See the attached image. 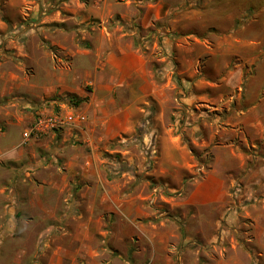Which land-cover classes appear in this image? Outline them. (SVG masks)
<instances>
[{"label": "rangeland", "instance_id": "obj_1", "mask_svg": "<svg viewBox=\"0 0 264 264\" xmlns=\"http://www.w3.org/2000/svg\"><path fill=\"white\" fill-rule=\"evenodd\" d=\"M262 11L264 0H0L4 115L23 111L37 119L29 107L37 105L39 113L76 111L90 120L133 103L143 109L131 135L99 146L119 208L100 203L94 213L84 210L69 221L68 233L52 235L55 246L46 252L40 229L34 240L0 234V264H264V179L245 177L251 165L232 159L227 194L215 182L195 194L213 168L211 146L185 147L174 154L178 161L160 152L161 134L176 125L177 113L195 108L191 92H207L210 101L221 92L225 65L236 60L225 50L238 49L236 38L261 26L235 35ZM178 123L189 126L187 117ZM182 136L187 140V131ZM135 206L141 212L129 216ZM83 230L89 236L73 242ZM57 246L66 251L55 256Z\"/></svg>", "mask_w": 264, "mask_h": 264}, {"label": "crops", "instance_id": "obj_2", "mask_svg": "<svg viewBox=\"0 0 264 264\" xmlns=\"http://www.w3.org/2000/svg\"><path fill=\"white\" fill-rule=\"evenodd\" d=\"M254 24L261 26L252 27L251 36L236 38L238 49L225 50L236 60L226 63L229 74L221 79L222 89L215 100L210 101L207 92H191L188 100L195 102V108L190 106L186 113L178 112L176 125L161 134V155L171 161H178L174 154L185 147L191 151L194 146L205 152L211 146L213 168L205 171L193 193L208 191L215 182L218 190L227 194L224 176L233 160L241 161L242 168L251 165L245 177L252 172L253 177L257 175L256 182L264 179V11L246 20L235 35ZM124 80L107 84L108 89L115 90ZM193 85L201 88L202 84ZM142 89L140 85L139 90ZM130 90L134 93L133 88ZM135 105L96 113L81 125L64 126L27 141L23 133L36 117L33 119L31 112L23 111L21 115H4L0 110V223H4L0 234L21 240L28 235L34 240L40 229L39 233L46 238L41 249L46 252L49 246H55L52 238L68 233L69 221L81 218L84 210L94 213L100 203H105L111 212L116 211L121 198L114 181L101 168L99 146L135 131L143 110ZM29 107L36 110L37 116L40 114L37 105ZM184 117L190 127L180 128L178 122ZM184 131L187 140L182 136ZM191 157L197 163V157ZM191 200L194 204L202 202L196 196ZM127 210L134 217L141 212L137 206ZM89 223L85 220L82 227L86 229ZM73 236V242L82 241L89 232L83 230ZM64 251L61 246L53 250L55 256Z\"/></svg>", "mask_w": 264, "mask_h": 264}, {"label": "built area", "instance_id": "obj_3", "mask_svg": "<svg viewBox=\"0 0 264 264\" xmlns=\"http://www.w3.org/2000/svg\"><path fill=\"white\" fill-rule=\"evenodd\" d=\"M87 121V116L82 112H47L40 113L35 122L24 131V140H29L34 136L45 134L54 129H58L69 125H81ZM205 166L200 167V171H204Z\"/></svg>", "mask_w": 264, "mask_h": 264}, {"label": "trees", "instance_id": "obj_4", "mask_svg": "<svg viewBox=\"0 0 264 264\" xmlns=\"http://www.w3.org/2000/svg\"><path fill=\"white\" fill-rule=\"evenodd\" d=\"M135 45H137V42L136 41H135ZM137 130H138L137 137H141V135L144 132V125H140ZM126 168H127V166L125 164H121L120 171L124 172V170ZM109 178H112V176L109 175Z\"/></svg>", "mask_w": 264, "mask_h": 264}]
</instances>
